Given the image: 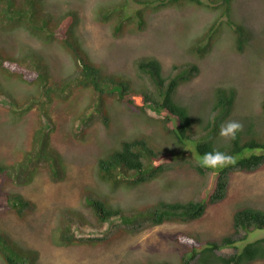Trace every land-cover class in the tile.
Returning a JSON list of instances; mask_svg holds the SVG:
<instances>
[{"label":"rangeland","instance_id":"obj_1","mask_svg":"<svg viewBox=\"0 0 264 264\" xmlns=\"http://www.w3.org/2000/svg\"><path fill=\"white\" fill-rule=\"evenodd\" d=\"M144 1L147 0H43L39 5H46V22L52 30L43 36L18 22L5 24L0 4V56L26 62L35 58L47 67L48 83L55 86L51 99L46 100L40 81L0 67V166L4 167L0 170V190L5 184L6 190H17L33 202L32 209L23 218L16 216L13 207L1 206L0 228L24 253L30 257L36 255V264H156L161 261L179 264L184 248L189 247L180 244L176 235L185 233L199 242L219 241L229 234L236 236L232 234V215L236 208L264 207V164L255 171L232 170L226 196L208 204L200 218L187 222L165 221L137 232L119 233L120 227L113 226L116 218L98 223L87 205L85 196L96 194L104 195L113 206L125 209H140L160 198L206 197L218 171L207 168L200 174L195 169L194 153L189 150L193 145L181 148L174 142L173 136L164 130L163 112L157 113L148 107L141 109L114 95L99 94L90 86L65 88L61 96L59 87L76 70L77 62L59 40L60 35L71 39L82 55L105 70L121 75L134 89L148 85V79L137 73L138 58L157 57L165 73L173 63L196 62L198 74L179 85L176 91L178 100L189 105L191 113L200 116L207 110L212 90L218 85L233 87L236 92L228 121L242 122L245 117L261 112L264 0L231 2V19L251 31L240 51L236 49V24L229 23L222 0H202V4L174 2L163 8L157 5V0L147 4ZM138 10L144 14L142 28ZM118 24H122V29L116 33ZM197 45L206 46L204 55H199ZM99 103L104 113L98 109ZM195 129L200 131L198 125ZM36 130L40 131L42 143H45V132H49L47 142L60 153L64 173L60 179H53L46 160L40 158L39 162L35 158L32 178L27 183H19L22 180L16 178L14 170L25 155L40 146L34 137ZM134 138L146 139L158 151L154 163L170 162L168 158L173 156L182 159L171 170L146 183L132 187L108 186L99 176L98 158L117 148L122 140ZM253 152L264 153V149L256 148ZM69 233L82 237L83 241L64 243L62 236ZM259 237H264V228L253 229L236 245L242 247ZM235 250L233 245H227L216 252L228 255ZM0 264H6L1 255ZM187 264L199 263L191 258ZM248 264H264V260Z\"/></svg>","mask_w":264,"mask_h":264},{"label":"trees","instance_id":"obj_2","mask_svg":"<svg viewBox=\"0 0 264 264\" xmlns=\"http://www.w3.org/2000/svg\"><path fill=\"white\" fill-rule=\"evenodd\" d=\"M41 1L43 0H0V4L3 5L1 19L5 24L18 22L39 36L49 35L52 30L46 22L45 16L48 12L44 9L46 5L43 7L39 5L43 3ZM153 1L147 0L144 3ZM184 1L203 3L202 0H157V5L163 8L174 2ZM231 2L232 0H222L229 23L233 24L235 22L230 16ZM138 17L139 27L142 28L145 23L143 12L138 10ZM235 24L236 49L240 51L243 50L250 38L251 31L241 23L236 22ZM121 29L122 24H118L114 32L117 33ZM58 38L77 62L76 70L65 78L59 87L61 96L64 95L65 88L70 90L73 86H90L99 94L114 95L118 100L139 106L141 109L148 107L157 113L163 112L165 117L161 120L165 122L164 130L173 136L174 142L181 148L187 144L193 145V149L189 148V150L194 153L196 160L194 167L200 174L205 172L207 167L201 166L197 157L206 152L219 149L235 158V163L222 168H215L218 173L213 187L206 197L192 196L187 199L172 200L160 198L144 204L140 209H125L119 205L113 206L103 194L105 198L98 194L95 196L86 195L87 205L98 223H105L116 218L113 226L115 228L120 227L118 232L121 233L137 232L145 227L165 221L187 222L200 218L208 204L218 202L226 196L232 170L255 171L264 164V153L253 152L256 148L264 149V100L260 103L261 112L259 114L247 116L241 122L243 127L237 132L235 138L224 139L219 134V130L220 126L228 121L236 100V92L233 87L215 86L212 90L211 103L200 116L197 112L195 113L198 115L191 113L189 105L178 100L176 96L178 86L198 74L199 67L196 62L173 63L170 70L165 73L157 57L138 58L135 61L137 73L148 79V85L134 89L121 75L105 70L94 60L82 55L74 42L64 34ZM196 48L201 56L206 52V46L197 45ZM0 67L6 72H19L18 74L24 78L40 81L46 100L51 99L55 86L48 83L50 75L47 67L35 58L26 62L8 60L0 56ZM98 109L104 113L101 103H99ZM106 119V114H103V120L106 121ZM196 125L199 126L200 131L195 129ZM39 132L36 130L34 137L40 146L38 145L35 151L32 150L28 155H25V158L18 163L14 170L17 174L16 178L19 181L22 180L19 183H27L32 178V172L36 170V168H31L35 158H38L39 162L42 160L40 158L46 160V168L53 179L58 180L63 176L62 157L57 149L52 148L51 143L47 142L49 132H45V143L40 140ZM180 147L178 150L181 149ZM172 152L175 153L176 151ZM105 153L98 158L97 163L101 180L108 183L110 187H132L146 183L171 170L174 163L182 159L173 156L168 158L170 162L154 163L153 159L158 158V151L144 138L122 140L117 148ZM185 155L186 153L182 154V156ZM3 169L4 167L0 166V170ZM26 171L29 172L27 177H25ZM1 181L2 176L0 175ZM4 186L5 184L0 190V207L4 205L13 207L16 216L23 218L26 212L32 209L33 202L21 192L6 190ZM68 226V224L65 225L67 230ZM255 228H264V207L244 205L236 208L232 215V234L236 236L229 234L222 236L219 241L199 242L185 233L178 234L176 240L185 247H189L184 248L179 264H187L191 258H196L199 264H248L257 259L264 260V237L249 240L242 247L236 245L238 241L246 239L250 231ZM62 238L66 244L83 241L82 237H75L73 233L63 235ZM96 238L100 237H88L87 239ZM227 245H233L236 250L228 255L216 252V250ZM0 255L6 264H36L37 259L36 255L30 257L24 253V249L20 248L1 228ZM156 264L174 263L161 261Z\"/></svg>","mask_w":264,"mask_h":264},{"label":"clouds","instance_id":"obj_3","mask_svg":"<svg viewBox=\"0 0 264 264\" xmlns=\"http://www.w3.org/2000/svg\"><path fill=\"white\" fill-rule=\"evenodd\" d=\"M243 127L238 120H229L220 126L219 134L224 137L235 138L237 132ZM199 164L203 167L215 169L222 168L228 164L235 163V158L219 149H213L197 157Z\"/></svg>","mask_w":264,"mask_h":264}]
</instances>
